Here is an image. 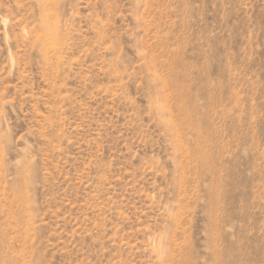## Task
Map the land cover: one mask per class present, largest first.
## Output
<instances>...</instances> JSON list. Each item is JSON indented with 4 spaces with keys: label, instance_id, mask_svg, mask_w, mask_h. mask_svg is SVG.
Segmentation results:
<instances>
[{
    "label": "rangeland",
    "instance_id": "rangeland-1",
    "mask_svg": "<svg viewBox=\"0 0 264 264\" xmlns=\"http://www.w3.org/2000/svg\"><path fill=\"white\" fill-rule=\"evenodd\" d=\"M0 264H264V0H0Z\"/></svg>",
    "mask_w": 264,
    "mask_h": 264
}]
</instances>
